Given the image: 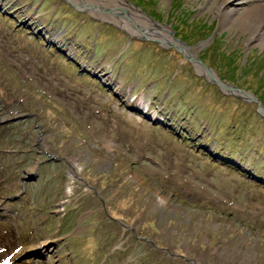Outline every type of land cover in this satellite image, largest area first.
<instances>
[{"label": "rangeland", "instance_id": "obj_1", "mask_svg": "<svg viewBox=\"0 0 264 264\" xmlns=\"http://www.w3.org/2000/svg\"><path fill=\"white\" fill-rule=\"evenodd\" d=\"M70 1L0 0V264H264V0Z\"/></svg>", "mask_w": 264, "mask_h": 264}, {"label": "bare ground", "instance_id": "obj_2", "mask_svg": "<svg viewBox=\"0 0 264 264\" xmlns=\"http://www.w3.org/2000/svg\"><path fill=\"white\" fill-rule=\"evenodd\" d=\"M129 11H132L131 8L129 9ZM125 13H127V12L125 11ZM137 15L139 16V22L142 23L144 29L146 28V29L148 30L147 32H149V33H150V32H153L152 29H153V28H157V30L159 29V30H163L162 32L169 33V28H168V27L163 26V25H157V26H156L155 24L151 23V21H149L148 18L144 17V15H143L142 13H140V12H138ZM246 16H249V13L246 14ZM122 22L125 23V24L129 23L128 21H127V23H126V21H122ZM127 25H128V24H127ZM143 27H142V28H143ZM152 27H153V28H152ZM148 28H149V29H148ZM137 30L140 31L141 33H144V34H145V31L142 30V29L137 28ZM153 30H154V29H153ZM164 42H165V41H164ZM193 60H194L193 62H197V63L200 64V62H198L196 59H193ZM201 67H203V69H204V71H205L206 73H209V74H210V71L213 72L212 69H210L209 67H207L208 69H206L204 66H202V64H201ZM197 68H198V67H197ZM198 70L200 71L199 68H198ZM200 72H201V71H200ZM213 73H215V72H213ZM213 73H211L210 75L207 74L208 76H211V77H210V80H213V81H215V82H221V80H219L218 77L214 78L215 75H214ZM221 83H222V85H223V86L221 87V89H222L223 91H225L226 89H228L229 91H235V90H237L236 88L234 89V88L231 87L230 85L224 84L223 82H221ZM238 91H239V89H238ZM240 93H242L243 96H244V95L247 96V97L250 96L249 93H243L242 90H240ZM247 94H248V95H247ZM259 114L262 115V117L264 118V114H262V113H259Z\"/></svg>", "mask_w": 264, "mask_h": 264}, {"label": "water", "instance_id": "obj_3", "mask_svg": "<svg viewBox=\"0 0 264 264\" xmlns=\"http://www.w3.org/2000/svg\"><path fill=\"white\" fill-rule=\"evenodd\" d=\"M67 3H69L72 7H74L75 9H77V5H75V3H73V2H71L70 0H65ZM194 61V60H193ZM198 62H200L199 60H197ZM200 64H202V66H204L206 69H208L207 68V66L206 65H204L202 62H200ZM220 87H222L223 85H222V83L221 82H216ZM238 90V89H237ZM240 91V90H239ZM243 93H245V92H243ZM149 117H150V115H149ZM34 179H36V174H33L32 176L30 175V177H28V179L27 180H34Z\"/></svg>", "mask_w": 264, "mask_h": 264}]
</instances>
